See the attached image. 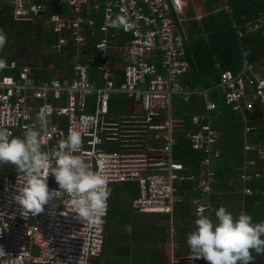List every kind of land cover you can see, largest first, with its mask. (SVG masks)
<instances>
[{
  "label": "built area",
  "instance_id": "2783aa9c",
  "mask_svg": "<svg viewBox=\"0 0 264 264\" xmlns=\"http://www.w3.org/2000/svg\"><path fill=\"white\" fill-rule=\"evenodd\" d=\"M46 1L65 7L69 16L47 14ZM100 3L104 12L98 24L95 14ZM2 4L11 8L16 22L31 23L47 14L55 36L51 51L60 54L71 42L74 64L69 76L58 72L60 75L42 80L36 79L29 68L19 69L10 63L4 70L15 71V75H0V127L14 137H23L26 130L38 124L37 116L47 113L49 134L40 138L45 152L54 149L70 130L80 131L82 146L75 155L89 170L101 172L109 189L123 184L132 187L135 195L130 206L138 214L171 215L188 194L186 184L194 194L188 200L194 213L212 210L207 200L213 194V166L221 156L217 148L221 134L207 124L208 116L191 118L193 129L186 138L202 156L194 173L173 157V133L178 122L163 120L162 116L171 109L174 97L183 104L201 97L205 112L218 116L220 111L211 101V92L233 112H253L257 106L264 110V78L248 75L243 67L236 75L220 72L217 84L209 89L185 87L182 79L189 65L184 60V6H177L173 0H0ZM225 11L231 14V9ZM91 13L94 16L88 15ZM117 17L127 22L120 31L129 40L121 43H117L114 27L110 26ZM232 28L239 42L247 33L264 38V11L250 20H232ZM90 42L93 51L81 55ZM110 56L122 67L117 86L112 81ZM92 67L99 84L90 80ZM116 96H124L134 112L111 117L109 100ZM53 127L55 132L51 131ZM50 166H54L53 161L46 163L44 171ZM255 172V161L248 160L238 180L248 181L257 176ZM25 182L26 177L16 173L14 166L0 165V264H91L102 254L109 198L106 214L95 225L73 216L70 197L63 192H53L58 198L32 216L12 200L14 191L22 189ZM47 183L49 190L57 189L51 174ZM252 193L251 189L243 190L246 196ZM171 264L206 262L186 257L173 258Z\"/></svg>",
  "mask_w": 264,
  "mask_h": 264
},
{
  "label": "trees",
  "instance_id": "16d2710c",
  "mask_svg": "<svg viewBox=\"0 0 264 264\" xmlns=\"http://www.w3.org/2000/svg\"><path fill=\"white\" fill-rule=\"evenodd\" d=\"M230 6L233 10V16L236 19H239L242 16H245L246 19L250 20L258 14V12L264 10V0H228ZM99 14L100 16L96 19L99 24L101 19V14H103L104 5L100 3ZM51 7L55 5L50 4ZM219 14V13H218ZM92 18V16H90ZM226 22L223 26L217 30L206 31L207 40L204 38H196L191 40L189 44L184 45L185 56L184 60L189 65V70L184 75L182 79V84L186 87H198L201 90L209 89L211 86L217 84L219 79L220 72L229 71L232 74L236 75L244 61L249 65H252L254 62L258 61L264 55V40L257 36L251 35L239 42L237 40L234 30L231 28V24L227 16ZM211 18H216L219 20L224 18L222 15L211 16ZM43 21L48 20V16L44 15L42 17ZM203 21V20H202ZM201 21V23H202ZM32 23H21L13 20L11 15V8L6 5L0 6V30H3L4 34L7 36V42L3 50H0V58H3L7 65L14 62L17 63L19 69L28 66L31 72L34 74L36 79H51L56 75V72H60L63 76H69V71L71 70L74 61V49L71 42H69L68 48L63 50L60 54H54L51 51V46L54 44L55 36L50 31L44 36L40 35L39 39H35L31 36ZM205 30H208L207 28ZM27 36V37H26ZM20 49L21 52H17ZM43 50H46L43 53ZM93 51V43L90 42L85 47L82 48L81 55L85 56L88 52ZM83 63V62H81ZM217 66V67H216ZM92 67L89 71V76L95 80L94 70ZM3 75H15V71L3 70ZM119 83V81H118ZM117 83V84H118ZM211 101L214 102L217 106V109L224 107L223 101L218 97L215 92L210 93ZM124 106L127 105L126 102L123 103ZM183 104V103H182ZM115 105L114 100L109 101V111L113 113V106ZM173 106L178 110V114L175 117L180 119L181 130L178 131L175 135V145L173 147V157L180 162L182 165L186 166L194 173H197L201 154L193 150L190 146L189 140L186 138L187 130L191 127V118L193 115H206L208 119L218 118L215 113H206L204 110L203 102L201 97H194L187 104L178 105L176 102L173 103ZM230 108V107H229ZM126 110L124 109V112ZM229 114H232L229 112ZM180 115V116H179ZM183 119H182V117ZM221 119V117L219 118ZM206 120V121H207ZM247 125H254L251 119V116H247ZM206 123V122H205ZM261 123H258L259 125ZM178 124H175L177 126ZM256 125V126H257ZM238 134H241L243 131V125H237ZM217 130H220V127L217 126ZM236 135L239 137V135ZM227 137V136H226ZM253 140H256L255 136H252ZM220 140V139H219ZM224 143L220 142V152L221 157L234 152L235 161L234 163L230 160L227 161L225 158V166L218 168L214 173L217 181V189L223 191L222 195H211L209 196V203L213 208L217 209L219 206H224L226 209L230 208L232 205L226 203V201H237L240 200L241 204H237L236 209L238 211L246 212L251 215L253 221L256 223L264 221V175L262 181L253 180L249 187L252 189V195L242 197L240 195L232 194L236 189L233 188L235 180L239 177V171L242 167V158H241V149L242 140L238 141L237 138L233 140L235 144H227L228 138L225 139ZM221 141V140H220ZM230 141V140H229ZM239 146V148H238ZM228 147V148H227ZM250 154V153H249ZM228 156V155H227ZM226 156V157H227ZM256 165L263 168V162L255 158ZM190 185H184V188L187 190ZM125 190H128L129 195L125 194ZM125 194L126 200L130 203L131 199L135 195V190L126 185H113L110 189L109 196V210L106 217V243L104 247H107L109 244L108 238L111 233L107 234V230L111 224L119 223L122 221V216L124 211L119 207V202L123 199L120 198L121 194ZM188 197L185 198L187 203ZM236 204V203H235ZM185 205V203H184ZM174 218L170 224L172 230L175 231V235L178 243L186 241L187 234L189 233V228L193 226L194 217L187 204L176 210L174 213ZM211 217V215H209ZM169 222V216H163ZM132 223L128 222L127 227ZM168 226L166 228L167 230ZM173 227V228H172ZM138 229H141L138 227ZM158 229V231H157ZM162 234L159 232V228H154L150 230L149 236L141 235L142 242L146 245L149 243L154 244V247L164 243V237L167 232L165 228L162 227ZM134 236L137 233L134 231L132 233ZM136 238L133 243H135ZM254 255V264H264V255ZM156 263L152 262L151 264ZM150 264V263H149Z\"/></svg>",
  "mask_w": 264,
  "mask_h": 264
},
{
  "label": "clouds",
  "instance_id": "9594fccd",
  "mask_svg": "<svg viewBox=\"0 0 264 264\" xmlns=\"http://www.w3.org/2000/svg\"><path fill=\"white\" fill-rule=\"evenodd\" d=\"M173 1L177 2V6L185 7L184 0ZM110 26L127 27V22L123 17H117ZM6 42L7 36L0 30V50L4 49ZM7 66L6 61L0 58V71ZM37 121L38 124L26 130L23 137H14L7 128L0 127V165L10 164L16 173L26 177L25 186L14 191L12 200L19 208L36 216L53 198H58L53 196V192H63L70 197L73 216L79 222L89 225L99 223L106 214L110 189L107 178L101 172L89 170L85 161L75 155L82 146L81 132L70 130L54 149L45 152L42 151L40 138L49 134L48 114L40 113ZM51 131L55 132V128ZM49 161H53L54 166L44 171ZM49 174L57 184L56 190H49ZM196 215L195 228L186 238L192 260L203 259L206 264H254L253 253L264 255V221L256 223L246 212L234 217L224 206L215 210V219L203 210Z\"/></svg>",
  "mask_w": 264,
  "mask_h": 264
},
{
  "label": "crops",
  "instance_id": "0c3cea01",
  "mask_svg": "<svg viewBox=\"0 0 264 264\" xmlns=\"http://www.w3.org/2000/svg\"><path fill=\"white\" fill-rule=\"evenodd\" d=\"M184 2H185V7L183 9L184 14H183V24L182 25H183V30H184L185 35H186L185 36V44H186V46H187V44H189V42L191 40H194L196 38H204V39L207 40L206 31L217 30V29L221 28L223 26V24L226 22V17L225 16L228 17L229 22L231 24V28H232V20H236V21L239 20V19H236L232 15L233 14V10H232L228 0H184ZM46 3H48V7H49V13L48 14L55 13V14H58V15H60L62 17H68L69 16V12H68V10L65 7L57 6V4H55L52 1H50V2L46 1ZM51 3H53L55 6L51 7L50 6ZM225 8L231 9V14H228L225 11ZM99 9H98V11H96L97 16L95 14L96 19H98V17L100 16ZM263 11L264 10H262L260 12H263ZM260 12H258V13H260ZM93 13H94V11H93ZM93 13L88 14V15H93ZM216 14L217 15H222L224 18H221L219 20H216V18H211V16H214V15L216 16ZM243 17L245 18V16H242L241 18H243ZM100 18L101 19L99 20V23L103 19V14H101ZM48 21H49V18H48V20L46 22H48ZM201 21H202V23H201ZM206 28L208 30H205ZM112 31L115 32L116 35H117V43H121V42H125V41L129 40V36H125V35H123L121 33L120 27L119 28H113ZM251 35L259 36L258 34L247 33V34H245V37L251 36ZM259 37H261V36H259ZM262 39L264 40V38H262ZM109 60L111 61V68L110 69H111V72L113 74L112 81H113L114 85L117 86L120 83L121 78H122V67L119 65V63H117L115 57H113V56L111 57L110 56ZM243 67H246V69H248L247 70L248 75H250L252 77H257V78H264V55L258 61L254 62L252 65H249L246 61H244L243 64H242L241 69ZM3 72L4 71H0V75L3 74ZM90 80H92V79L90 78ZM118 81H119V83H118ZM93 82H95L96 84H99V81H98L97 77H95V80H93ZM117 97L118 96L112 97L110 100L117 99ZM122 97H124V96H122ZM174 102H176L178 105H183L182 102L178 98H176V97L172 98V101H171V106L172 107L165 115L162 116L163 117L162 119L163 120H173V121H177L178 122V125L174 127L173 135L175 137L176 133L181 130L180 128H181V122L182 121L180 119H178V117L177 118L175 117V115L178 114V110H176V107L173 106ZM124 109L126 110L125 112H124ZM218 110L220 111V114L218 116H220L221 119H219L220 117H218V118L209 119V120L206 121L207 124L210 127H212L214 130L218 131L221 134V137H220L221 141L220 140L218 141L217 148L220 150V145H221L220 142L223 144L224 141H225L224 137H226L230 132H233V134L235 135L234 139L237 138L238 141L242 140V146L240 147V149H241V158H242V161H243L242 164H245L248 160L256 161L255 158H257V160H260V161L264 162V146H262V144L264 145V118L260 117V116H264V110H261L257 106V107H255V110L253 112H246V111L233 112L231 110V108H229L226 105H224V107L219 108ZM132 112H134V110H133V108L131 106V103L128 101L127 105L124 106V108H120V111L118 113H119L120 116H125V115H130ZM229 112H231L232 114H229ZM108 113H109L110 116H112L111 115L112 113L109 111V107H108ZM248 115L251 116V119H252V122H253L254 125H250V126L247 125V120L246 119H247ZM193 116H199V115L195 114ZM182 119H183V117H182ZM227 123L230 124L231 129H227V127H225L227 125ZM233 123H237L238 125L239 124L243 125L244 129H243L241 134H238L237 130L236 131L233 130V127H235ZM258 123H261V124L257 125ZM217 126L220 127V130H217ZM192 129H193V126L191 125L190 129H188L187 131H190ZM237 134L239 135V137L236 136ZM252 136H255L256 140H253ZM234 139L233 138L229 139L230 141L228 140L227 144L231 143L234 146L235 145L233 143ZM245 147H250L253 150L250 151V152H246V151H244V150H246ZM238 148H239V146H238ZM258 151L259 152L260 151L263 152V154H261L262 156L258 153ZM201 157L202 156H200V158L198 159V162L201 159ZM225 158L226 157L223 155L221 157V159H219L218 161L214 162V166L213 167L215 168V171L218 168L225 166V162H224ZM198 170H199V167H198ZM238 171H239V175H240L241 168L238 169ZM255 171H256L255 173H257V176L256 177L253 176L248 181H244V182L243 181H239L238 178H237L235 180V183L233 184V188H235L236 190L234 192H232V194H236V195H240L242 197H245L246 195L243 194V190L245 188L251 189L249 187V184H251L253 180L262 181L263 180L262 177L264 175V164H263V168H262V167H258L256 165V162H255ZM217 181L218 180L215 179V183L213 185V194H211V195H222V194H224L223 191H219V189H217V185H218ZM186 191H188L187 196H185L184 198H181L179 200L178 204H176L175 207H174L173 213L171 215H169V223L170 224L172 222V219L175 217L174 216L175 211L180 209V208H182V207H184L186 204L189 205V201H188L189 198H192L194 196V194L190 191V187ZM186 197H188L187 203L184 201ZM125 198H126V196L124 197L123 201H127ZM209 202L210 201H209V197H208L207 203L210 205ZM228 202H230L229 204L232 205V206L230 208H228L227 211L232 213L234 217L243 212V211H238L236 209L237 204H241L240 200H237V201H233V200L226 201V203H228ZM127 203H128V201H127ZM184 203H185V205H184ZM210 207L212 208V210L207 211L205 214L206 215H211V218L215 219L214 213H215L216 209L213 208L212 205H210ZM191 208H190V205H189V210H191ZM131 210H132V208H131ZM192 210H193V208H192ZM134 213H136V212H134ZM191 214L193 216H195L194 217V220H195L197 218V215L194 213V210H193V213L191 212ZM171 232H172V230H171ZM105 243H106V240H105ZM159 247H160V245H159ZM105 248L106 247H104V249ZM103 253H104V250H103ZM103 253L98 258L94 259L92 261V264L93 263L99 264L97 261H99V259L103 255ZM129 256H131L130 250H128L126 255L124 256V257H127V261L116 262V263H113V264H132L131 261L129 260ZM100 264H102V263H100ZM156 264H164V263L163 262H158V263L156 262Z\"/></svg>",
  "mask_w": 264,
  "mask_h": 264
},
{
  "label": "rangeland",
  "instance_id": "374dc122",
  "mask_svg": "<svg viewBox=\"0 0 264 264\" xmlns=\"http://www.w3.org/2000/svg\"><path fill=\"white\" fill-rule=\"evenodd\" d=\"M31 23L33 29L28 33H31V36L36 40L39 39L40 35L44 36L45 34H48L51 31L50 24L46 21H43L41 17L32 20ZM17 52H21V50L18 49ZM45 52L46 50H43V53ZM15 65L17 66V63H15ZM25 67L28 68V66ZM56 73L57 74L55 76L60 75V72ZM114 102L115 105L113 106V110L115 111L111 115L117 118L120 116L118 112L120 111V108H123V103H127L128 101L124 97L118 96L117 99H114ZM233 124L235 126L233 127V130L235 131V129L238 128V124ZM225 127H227V129H231L229 123H227ZM234 137L235 135L233 134V132H230L227 137H225V139H234ZM262 146L264 145L262 144ZM233 153L234 152H230L229 154H226L225 157L228 155L226 157V160H230L234 163L235 156ZM128 192V190H125V194L129 195ZM125 194H121L120 198L123 199L125 197ZM118 205L124 211V214L122 216L123 219L122 221L120 220L119 223L117 222L116 224H111L109 231L107 230V234L111 233L109 238L107 239L109 244L104 249L102 257L99 259V261H97L99 264H113L116 262L127 261V257L124 256L126 255L128 250H130L131 252L129 260L132 264H151L152 262H163L164 264H171L173 258L190 257V252L186 241L178 243L175 231L171 229L170 223L164 217L159 215L148 216L134 213L131 210L130 203H127V201L121 200ZM187 207L189 208V205H187ZM190 211L193 213L192 208ZM129 220L132 224L127 227ZM167 226L168 229L170 227V230L166 231ZM138 227L141 229H138ZM162 227L165 228V232H167V234L164 237V243L160 244V247L159 245L157 247H154V244L151 243L146 245L142 242V237L149 236L150 230L154 228H159V232H161L162 234ZM194 228L195 225L193 224V226L189 228V232L193 231ZM134 231L137 233L136 236L132 234ZM141 235L143 236L141 237ZM135 238V243H133ZM201 261L204 260L201 259Z\"/></svg>",
  "mask_w": 264,
  "mask_h": 264
}]
</instances>
